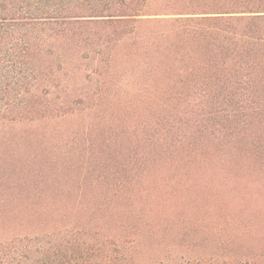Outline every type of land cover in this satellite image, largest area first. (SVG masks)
Returning a JSON list of instances; mask_svg holds the SVG:
<instances>
[{
  "label": "trees",
  "instance_id": "obj_1",
  "mask_svg": "<svg viewBox=\"0 0 264 264\" xmlns=\"http://www.w3.org/2000/svg\"><path fill=\"white\" fill-rule=\"evenodd\" d=\"M0 264H264V0H0Z\"/></svg>",
  "mask_w": 264,
  "mask_h": 264
}]
</instances>
